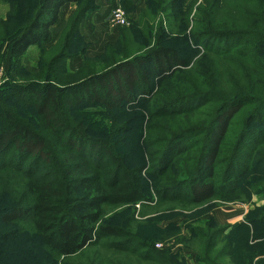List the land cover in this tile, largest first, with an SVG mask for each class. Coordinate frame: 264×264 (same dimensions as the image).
<instances>
[{
	"label": "trees",
	"instance_id": "trees-1",
	"mask_svg": "<svg viewBox=\"0 0 264 264\" xmlns=\"http://www.w3.org/2000/svg\"><path fill=\"white\" fill-rule=\"evenodd\" d=\"M71 1L76 0H34L36 11L11 41L10 54L21 56L30 45L47 40L49 27L57 21L60 7ZM188 13L179 15L180 26L168 22L170 28L164 33H181L195 44L214 41L215 48L204 45V54L189 70L194 73L203 63L210 69L207 73L212 72L213 83L216 80L229 86V92L217 90L213 87L216 84L206 80L208 89L200 91L189 84L191 92L181 100L164 104L162 108L169 109L181 101L184 106H176L170 115L182 116L187 105L196 110L208 102H218L206 128L192 127L173 135L158 157L166 153L159 162L160 167L165 164L167 168L173 157H168L170 151L187 150L180 145L181 138L204 135L198 165L186 171V197L182 201L174 200L184 206H199L215 195L238 189L237 178L244 170L237 174L231 170L236 178L219 184L212 177L213 166L225 152L228 127L239 109L252 103L248 105L257 109L256 116L264 112V0H201L190 18ZM165 34L149 40V49L144 52L120 47L117 40L113 46L119 56L108 61L103 71L89 74L67 88L48 86L41 98L36 94L34 101L39 116L36 126L21 122L8 108L0 113L1 165L7 163L6 159L14 160L15 169L22 170L26 176L17 189L5 191L6 206L0 208V221L12 224L28 218L40 257L51 254L72 257L87 252V261L78 264H185L181 254L157 250L148 237L102 221L105 204L132 203L143 198L140 171L126 162L108 137L113 132L111 125L103 124L91 133L87 123L67 115L75 104L92 100L107 108L129 103L135 96L147 93L151 76L155 74L159 88L167 79L176 77L187 62L182 48ZM217 40L237 41L234 45L229 42V48H217ZM40 162L46 167L39 171ZM143 162L140 155L138 166ZM102 169L105 170L101 174ZM164 176L167 175L163 173L159 178ZM251 221V225H259L264 217ZM205 226V230L192 227L188 239L198 247L203 264H264V233L257 238L245 224H236L229 232L227 227L216 228L211 220ZM10 234L15 231L4 233V237ZM2 253L0 249V257ZM60 264L74 263L63 260Z\"/></svg>",
	"mask_w": 264,
	"mask_h": 264
},
{
	"label": "rangeland",
	"instance_id": "rangeland-1",
	"mask_svg": "<svg viewBox=\"0 0 264 264\" xmlns=\"http://www.w3.org/2000/svg\"><path fill=\"white\" fill-rule=\"evenodd\" d=\"M200 1H71L62 10L55 37L49 34L47 40L30 45L23 55L13 56L9 51L11 41L29 23L36 5L34 6V0H0V113L8 108L21 122L36 126L39 120L34 101L36 94L41 98L42 91L48 86L67 88L84 80L89 74L103 71L108 66V61L119 56L118 50L113 46L117 40L120 41V47L147 51L149 40L168 32V22L180 26L181 12H189L190 18ZM102 3L108 4L101 5ZM102 6L103 10L105 7L108 11L120 6L128 23L123 26L104 24L98 28L92 24L89 34L82 24L91 22ZM166 14H170V17ZM166 36L182 48L187 62L186 67L178 70L176 77L167 79L159 88L155 74L151 76L147 93L135 96L129 103L107 108L92 100L90 103L75 104L67 115L75 121L87 123L91 133L103 124L111 125L113 132H109L108 137L113 139L126 162L137 166L140 171L138 175L144 187L143 198L132 203L105 204L102 221L122 227L137 236L148 237L157 250L181 254L185 264H203L198 257V247L188 241L192 227L205 230L206 223L211 220L216 228L227 227L226 232L236 224H245L257 238L264 233V221L259 225L250 224L251 220L262 215L264 217V112L257 113L256 116L257 109L254 105H248L252 103L244 104L239 109L228 127L225 152L213 166L212 177L219 184L236 178L232 177L231 170L235 174L244 170L237 178L239 187L236 191L215 195L199 206H184L180 205L181 202L174 201H182L186 197V171L198 165L204 135L181 138L180 145L186 146L187 150L181 153L177 150L170 151L168 157H173L167 168L164 167L165 164L160 167L159 158L166 154L158 157L160 151L167 140L178 132L192 127L206 128L218 102H208L196 110L192 109V105H187L182 116L170 115L175 112L176 106H184L181 101L172 104L173 107L169 109H163L162 106L172 100H181L179 98L191 92L189 84H194L195 89L200 91L209 88L204 83L206 80L210 84H216V87L212 86L217 90L229 92V86L216 83V80L213 83L215 78L212 72L207 73L210 69H206L203 63L199 64L194 73L189 70L204 54L202 47H211L214 41L195 44L185 39L181 33ZM236 41L217 40L215 43L218 44L217 48H229V42L234 45ZM96 45L100 51L87 56L88 47L95 48ZM212 47L215 48V45ZM73 62H79V65ZM243 133L246 134L238 145ZM140 155L144 157L141 167L138 166ZM6 161L2 165L0 162V208L6 206L5 191L17 189L26 179L22 170L15 169L14 160ZM42 166L46 167L40 162L39 171ZM163 173L167 176L159 178ZM164 189L170 191L167 193ZM12 230L15 234L4 237V233ZM154 231V237H151ZM0 249L3 252L0 264H60L63 260L78 264L89 258L87 252L72 257H57L53 254L47 258L40 257L38 243L28 218L12 224L0 221ZM210 255L213 256V253Z\"/></svg>",
	"mask_w": 264,
	"mask_h": 264
},
{
	"label": "crops",
	"instance_id": "crops-1",
	"mask_svg": "<svg viewBox=\"0 0 264 264\" xmlns=\"http://www.w3.org/2000/svg\"><path fill=\"white\" fill-rule=\"evenodd\" d=\"M103 2V0H100V2ZM103 4H108V3H102L101 5H103ZM65 5H66V3L65 4H63L61 7H60V9H59V13H58V15H59V18L57 19V21L53 24V25H51L50 27H49V34L51 35V36H53V37H55L56 36V34H57V31H58V28H56L57 27V25H58V22L61 20V18H60V16H61V14H62V10H63V8L65 7ZM106 7H107V5H106ZM109 14H110V10L108 11V9H106L105 7H104V10H103V6L100 8V10L98 11H96V13L94 14V16L92 17V19H91V22H88V24L87 23H85V24H82V25H84L85 26V28H86V32H90L91 31V28H92V24H93V26H95L96 28H98L99 27V25L100 26H103L104 24H106V25H108V26H112L111 24H110V22H109ZM59 20V21H58ZM52 31V32H51ZM89 34H91V32L89 33ZM99 43H100V41H99ZM99 43L97 44V45H99ZM97 45H96V47L95 48H93V47H88V49H87V56L89 55V56H91V55H93V53L94 52H97V51H100V48H98L97 47ZM74 64L76 63V62H73ZM77 65H79V62L78 63H76Z\"/></svg>",
	"mask_w": 264,
	"mask_h": 264
},
{
	"label": "built area",
	"instance_id": "built-area-1",
	"mask_svg": "<svg viewBox=\"0 0 264 264\" xmlns=\"http://www.w3.org/2000/svg\"><path fill=\"white\" fill-rule=\"evenodd\" d=\"M109 22L112 26H123L128 23L127 17L120 6H115L110 11Z\"/></svg>",
	"mask_w": 264,
	"mask_h": 264
}]
</instances>
